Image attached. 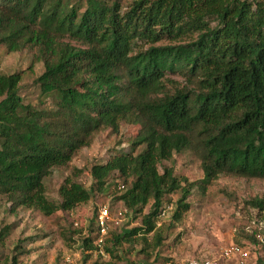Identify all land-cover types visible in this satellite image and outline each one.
Instances as JSON below:
<instances>
[{
    "label": "trees",
    "instance_id": "obj_1",
    "mask_svg": "<svg viewBox=\"0 0 264 264\" xmlns=\"http://www.w3.org/2000/svg\"><path fill=\"white\" fill-rule=\"evenodd\" d=\"M77 4L0 0V44L33 48L43 66L35 84L50 99L24 103L21 73L0 72V194L44 214L68 211L91 190L103 191L115 173L116 191L119 182L126 189L112 203L141 214V224L105 238L110 260L93 264H114L123 243L139 240L145 252L152 233V247L161 245L156 221L166 206H174V221L189 209L192 183L170 167L158 169L173 153L190 149L200 158L202 190L222 173L264 178V0ZM88 74L95 86L82 88ZM169 75L183 85L168 90ZM122 121H140L139 131L128 150L91 167L92 189L66 178L60 201L48 200L43 180L52 168L68 163L94 132L117 131ZM175 192V202L165 201ZM250 203L264 210V199ZM84 233L81 251H96L95 218Z\"/></svg>",
    "mask_w": 264,
    "mask_h": 264
},
{
    "label": "rangeland",
    "instance_id": "obj_2",
    "mask_svg": "<svg viewBox=\"0 0 264 264\" xmlns=\"http://www.w3.org/2000/svg\"><path fill=\"white\" fill-rule=\"evenodd\" d=\"M71 1L78 3L77 6L83 2ZM129 1L121 0L124 6ZM33 58V48L9 51L0 44V72H20L19 94L23 102L42 106L50 99L44 100L35 84V78L42 72L43 66ZM168 77L171 80L167 82L168 90L183 85L180 76ZM95 83L93 75L88 74L84 76L81 87L91 88ZM140 125V121H122L117 131L102 128L94 132L88 145L77 150L65 165L53 167L44 178L46 198L59 202L58 190L66 178L91 190V167L105 163L122 150H128ZM163 167L172 168L177 177L186 178L192 183L187 197L189 209L178 221L172 219L174 209L167 217L161 218L158 229L163 239L158 248L152 247V233H149L147 246L150 248L147 251H141L143 243L139 240L132 244L123 243L116 248L118 258L111 257L114 264H185L190 259L215 258L229 245H238L248 251L244 264H264V210L259 211L250 203L254 199H264V178L222 173L202 190L197 184L203 177L201 160L190 149L173 153L169 160L159 162L160 172ZM115 178L119 177L113 173L103 191L91 190L87 202L71 210H56L51 214H44L36 207L15 206L6 195L0 194V232L7 230L0 240V264H12L13 256L17 259L15 264H93L110 260V257L101 258L95 251L82 252L80 241L100 206L110 205L112 213L123 207L120 202L112 203L115 195L120 193L114 186ZM179 195V192H175L165 201L175 202ZM140 224L141 214L129 212L118 224L110 225L105 238H110L113 232L128 231Z\"/></svg>",
    "mask_w": 264,
    "mask_h": 264
},
{
    "label": "built area",
    "instance_id": "obj_3",
    "mask_svg": "<svg viewBox=\"0 0 264 264\" xmlns=\"http://www.w3.org/2000/svg\"><path fill=\"white\" fill-rule=\"evenodd\" d=\"M117 188L121 193L126 189V185L119 182L117 184ZM122 206L123 207L121 210H117L115 213H112L110 205H102L98 208L97 215L95 217V228L98 235L97 239L95 240V245L97 246L95 252H97V254H99V256L103 259H108V254L105 251L103 245L110 225L112 223L118 224L120 221L125 219L129 213L128 209L124 205ZM173 209L174 206L172 204H169L164 209H162L158 215L156 227H159L161 218L167 217L170 213H172ZM258 237L261 236L258 234ZM247 258V250L238 245H229L224 247L220 251V254L215 258L190 259L185 264H244ZM67 260H69V257H67Z\"/></svg>",
    "mask_w": 264,
    "mask_h": 264
}]
</instances>
